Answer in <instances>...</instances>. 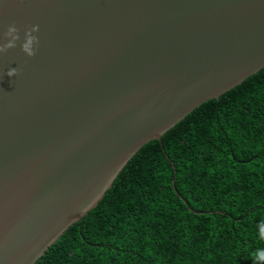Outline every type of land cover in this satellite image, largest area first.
<instances>
[{
  "label": "water",
  "instance_id": "1",
  "mask_svg": "<svg viewBox=\"0 0 264 264\" xmlns=\"http://www.w3.org/2000/svg\"><path fill=\"white\" fill-rule=\"evenodd\" d=\"M13 23L21 39L0 55V264H35L143 145L264 67V0H0V37Z\"/></svg>",
  "mask_w": 264,
  "mask_h": 264
},
{
  "label": "trees",
  "instance_id": "2",
  "mask_svg": "<svg viewBox=\"0 0 264 264\" xmlns=\"http://www.w3.org/2000/svg\"><path fill=\"white\" fill-rule=\"evenodd\" d=\"M261 221L264 67L143 145L35 264H253Z\"/></svg>",
  "mask_w": 264,
  "mask_h": 264
},
{
  "label": "clouds",
  "instance_id": "3",
  "mask_svg": "<svg viewBox=\"0 0 264 264\" xmlns=\"http://www.w3.org/2000/svg\"><path fill=\"white\" fill-rule=\"evenodd\" d=\"M20 31L15 23L10 24L7 30L0 37V40L6 41L0 43V55L6 53L9 49L15 48L18 41H20ZM38 32V26H33L30 29L24 31L23 42L21 43V51L28 57H33L36 54L37 47L39 45V38L34 33ZM18 74L17 68H9L7 75L9 77L16 76ZM259 236L264 240V221L258 225ZM253 264H264V248L257 249L252 253Z\"/></svg>",
  "mask_w": 264,
  "mask_h": 264
}]
</instances>
